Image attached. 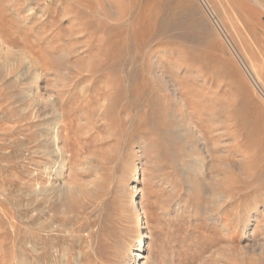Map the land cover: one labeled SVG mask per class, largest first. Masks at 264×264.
<instances>
[{
	"label": "rangeland",
	"instance_id": "rangeland-1",
	"mask_svg": "<svg viewBox=\"0 0 264 264\" xmlns=\"http://www.w3.org/2000/svg\"><path fill=\"white\" fill-rule=\"evenodd\" d=\"M260 88L264 0H0V264H264Z\"/></svg>",
	"mask_w": 264,
	"mask_h": 264
},
{
	"label": "bare ground",
	"instance_id": "bare-ground-1",
	"mask_svg": "<svg viewBox=\"0 0 264 264\" xmlns=\"http://www.w3.org/2000/svg\"><path fill=\"white\" fill-rule=\"evenodd\" d=\"M248 73L252 77V79L255 81V83H259L260 82L259 79L249 69H248ZM261 88H260V90H261V92H262V94L264 96V89H261ZM38 89H39V83L37 84V90ZM33 94L35 95L36 92H34ZM53 105L55 106V103L54 102H53ZM63 118H64V115L60 113V119H63ZM58 128L56 127L57 131H55V132H53V130H52L53 134H52V137L49 138V141L51 143H53V144H52V146H50V147L48 146L47 147L48 150L46 152H44V154L45 155H49V156L50 155H53L54 158H56V159H58V158H63L64 159L65 156H64L63 151H61L60 147L54 145L55 142L58 140ZM142 169L143 168L141 167V168H139L137 170L136 175L134 177L135 183H137L141 179V170ZM63 170H64V165L61 164V165H59L58 168L55 167V170L54 171L55 172H61ZM59 176H56V178H55V182L54 183H56V187L66 188V186L64 185V183L62 182V180L59 178ZM130 187H131L130 193L133 196V204L131 205V209H132L133 213L135 214V217L139 221V226H138L139 228L137 229L136 234L134 235V238L137 240V243H138L137 246H135V250L142 251V249H143L142 236L144 235V232L141 231V226H140V223H141L140 222L141 221V210H140V206H139V203H138L137 199H135V195L139 192V189H138V185H136V184H132ZM222 197L223 196H221V194H219V193L217 194L216 192H214L211 195L209 201H210V203H217L218 201H221L223 199ZM80 216L81 215H79V218H78V216L77 217L75 216L74 219L72 220V223H70L68 225H64V230L63 231H67V232L71 233L72 236H77L82 230H84V228L86 226H88L87 225L88 222H85L84 223L83 218L80 219ZM37 219H38V223H37V227H36L37 229L43 230V231H47V232H50V231L54 230V226L52 224L43 222L41 220V218H40L39 215L37 216ZM48 221H46V222H48ZM59 227H61V225ZM139 256L140 257H139L138 260L135 259L136 261H135L134 264H143V263H140V259L143 258V255L141 256V253H140Z\"/></svg>",
	"mask_w": 264,
	"mask_h": 264
}]
</instances>
